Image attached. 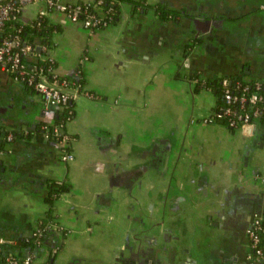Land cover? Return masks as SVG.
I'll return each mask as SVG.
<instances>
[{
	"label": "crops",
	"instance_id": "0c3cea01",
	"mask_svg": "<svg viewBox=\"0 0 264 264\" xmlns=\"http://www.w3.org/2000/svg\"><path fill=\"white\" fill-rule=\"evenodd\" d=\"M146 2L180 14L160 20L153 7L134 14L122 2L118 22L94 31L64 12L47 15L61 26L54 70L81 72L85 92L65 124L73 159L61 160L43 132L0 152V224L22 237L49 208L36 180L71 184L33 264H247L246 231L254 215L264 220V120H209L216 96L194 84L243 74L264 85V0ZM39 6L26 4L18 19L34 20ZM54 114L0 70L1 127Z\"/></svg>",
	"mask_w": 264,
	"mask_h": 264
},
{
	"label": "built area",
	"instance_id": "2783aa9c",
	"mask_svg": "<svg viewBox=\"0 0 264 264\" xmlns=\"http://www.w3.org/2000/svg\"><path fill=\"white\" fill-rule=\"evenodd\" d=\"M30 2L39 3L37 17L47 16L51 11L64 12L72 20L81 21L84 27L90 30V26L97 22L98 17L94 13H86V9H81L80 4L72 5L73 2H64L62 0H3L0 2V29L5 21L9 19H18L20 10L23 6ZM92 4L95 8L101 10L100 4L102 0L83 1ZM85 12L83 18L79 17L81 12ZM17 37L0 39V70L8 73L17 81H25V83L37 92L44 105L54 108L55 111L63 109L72 103L83 90L82 84L75 82L72 76L59 75L55 72V58L50 52V47L37 46L38 52L34 51V47L29 44H22L19 50L12 52V47L18 44ZM37 54L38 58L46 59L49 65L43 67L26 68L21 61V54ZM223 90L224 105L220 107V113L227 118L229 127L234 128L242 125L251 124L250 120L256 118L260 113L264 112V92L257 89L260 88L261 82L255 81V89L250 91L249 86L242 85L240 81L231 88L230 81L227 78L221 80ZM69 115L63 122L53 125L54 133L60 135L59 141L55 142L58 146V156L63 161L73 159V153L70 145L72 136L64 129L67 121L71 119L73 107L67 108ZM209 120L215 121L213 115L209 116ZM45 134V133H44ZM46 136V134H45ZM11 134L8 135L10 139ZM47 137V136H46ZM1 154V153H0ZM1 163V158H0ZM264 220L259 215H254L250 226L246 231L250 243V252L246 257L247 264H264V247L260 244V232L263 230ZM39 235V232H38ZM4 243L15 244L14 241H7L0 238V245ZM38 242L37 245H39ZM34 252H27L19 260L13 256L5 258L6 264H33Z\"/></svg>",
	"mask_w": 264,
	"mask_h": 264
},
{
	"label": "trees",
	"instance_id": "16d2710c",
	"mask_svg": "<svg viewBox=\"0 0 264 264\" xmlns=\"http://www.w3.org/2000/svg\"><path fill=\"white\" fill-rule=\"evenodd\" d=\"M122 2H128L131 6V11L134 14L146 12L149 7H153L157 18L160 20H168L177 17L178 14H180L179 11L166 7L163 3L158 2L151 6L146 2V0H102L100 4L101 10L95 8V6H93L92 4H88L83 1L73 2L72 5L80 4L81 9H86V13H94L96 16H98L93 17V19H97V22L94 25L92 24L90 26V31H94L109 24L118 22V20L120 19V5ZM86 13L82 11L79 17L83 18ZM60 28L61 26L57 23L51 22L48 16L36 17L30 22H22L19 19H9L4 22L0 29V39L3 37L18 38L19 43L13 45L12 52L19 50L20 46L23 43L32 45V47H34V51L38 52V45H44L46 47H51L52 45H54L52 36L55 32L59 31ZM198 40L199 39H194L192 42L188 43V46L195 44V42H197ZM20 59L25 64L26 68L43 67L45 69L46 66L49 65L48 60L38 58L37 54H21ZM242 76L243 74L220 75L217 77H196L194 84L195 89L209 88L216 96V104L211 112L215 121L222 122L228 125L227 118L225 116H222V114L220 113V107L224 105L223 90L221 86V80L223 78H227L228 81H230L231 88H233L237 81H240L242 85L247 84L250 91L255 89L254 82L258 80L243 79ZM72 79L80 84L84 82V78L81 72H78L76 75H72ZM20 82L23 83L27 88L33 90V88L27 85L24 80ZM257 90L260 92H264V85L261 83L260 88ZM71 106L72 103L63 109L55 111L52 122L39 120L34 122H27L25 126L11 128H5L4 126L1 127L0 125V152H3L5 144L8 141L13 140L17 136H30L34 132H43L46 134L48 140L53 142L59 141L60 135L54 133L53 125L65 120L66 116L69 115L67 108ZM72 115L70 114V116ZM257 120H264V112L260 113L258 117L252 118L250 122L253 123ZM9 134L12 135L10 139L8 138ZM2 165L3 161L1 159L0 171ZM36 182L45 187V201L48 203L49 208L45 212L44 216L36 221V226L28 237H22L21 233L11 225L0 224V238L15 242V244L4 243L0 245V264H6L5 258L8 256H13L14 258L19 260L24 256L25 253L33 252L39 245L43 244L46 238L52 233V226L56 222L53 208L54 201L61 193L68 191L71 186L66 177H48L36 180ZM260 239V244L262 247H264V226L263 230L260 232ZM38 242H40L39 245H37Z\"/></svg>",
	"mask_w": 264,
	"mask_h": 264
},
{
	"label": "flooded vegetation",
	"instance_id": "af4514ba",
	"mask_svg": "<svg viewBox=\"0 0 264 264\" xmlns=\"http://www.w3.org/2000/svg\"><path fill=\"white\" fill-rule=\"evenodd\" d=\"M208 19H209V18H208ZM201 28L204 29V28H205V25L201 26Z\"/></svg>",
	"mask_w": 264,
	"mask_h": 264
},
{
	"label": "rangeland",
	"instance_id": "374dc122",
	"mask_svg": "<svg viewBox=\"0 0 264 264\" xmlns=\"http://www.w3.org/2000/svg\"><path fill=\"white\" fill-rule=\"evenodd\" d=\"M66 127V126H65ZM64 127V129L66 130V128ZM66 132L69 134V132L66 130ZM55 143V142H54ZM66 192V191H65Z\"/></svg>",
	"mask_w": 264,
	"mask_h": 264
},
{
	"label": "water",
	"instance_id": "95a60500",
	"mask_svg": "<svg viewBox=\"0 0 264 264\" xmlns=\"http://www.w3.org/2000/svg\"><path fill=\"white\" fill-rule=\"evenodd\" d=\"M1 1H3V0H0V2H1ZM190 18H191V20H193V17H190ZM196 20H198V19H196Z\"/></svg>",
	"mask_w": 264,
	"mask_h": 264
}]
</instances>
